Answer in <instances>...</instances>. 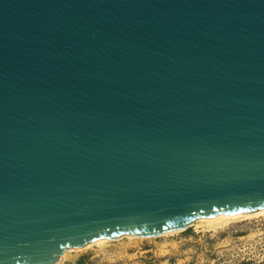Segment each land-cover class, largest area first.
Returning a JSON list of instances; mask_svg holds the SVG:
<instances>
[{
  "label": "water",
  "instance_id": "obj_1",
  "mask_svg": "<svg viewBox=\"0 0 264 264\" xmlns=\"http://www.w3.org/2000/svg\"><path fill=\"white\" fill-rule=\"evenodd\" d=\"M264 210V0H0V264Z\"/></svg>",
  "mask_w": 264,
  "mask_h": 264
},
{
  "label": "rangeland",
  "instance_id": "obj_2",
  "mask_svg": "<svg viewBox=\"0 0 264 264\" xmlns=\"http://www.w3.org/2000/svg\"><path fill=\"white\" fill-rule=\"evenodd\" d=\"M162 236L93 245L60 264H264V214Z\"/></svg>",
  "mask_w": 264,
  "mask_h": 264
},
{
  "label": "bare ground",
  "instance_id": "obj_3",
  "mask_svg": "<svg viewBox=\"0 0 264 264\" xmlns=\"http://www.w3.org/2000/svg\"><path fill=\"white\" fill-rule=\"evenodd\" d=\"M264 214V210H261L259 212H256V213H253V214H237V215H228V214H222V215H219L215 218H211V219H205V218H202V219H199L197 220V222L201 223L202 225H205V226H213V225H216L218 223H222V224H225L227 222H230L231 220H236V219H240V218H248V217H252V216H258V215H262ZM179 231H174V232H170V233H166V234H163L162 237H165V236H168V235H171L173 233H178ZM160 237V236H159ZM124 238H127V239H149V238H145V237H136V236H130V235H127V236H124L120 239H116V240H108V239H101V240H98L94 243H91L89 245H87L86 247L84 248H80V249H69L67 250L63 256H61L59 258V260L57 261L56 264H60V262L67 256V254L69 253H72V252H77V251H82V250H85L93 245H104L106 243H112V242H117V241H121L122 239ZM150 238H154V237H150ZM157 238V237H156Z\"/></svg>",
  "mask_w": 264,
  "mask_h": 264
}]
</instances>
